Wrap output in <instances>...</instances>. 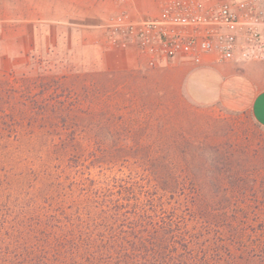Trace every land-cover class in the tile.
Wrapping results in <instances>:
<instances>
[{"label":"rangeland","instance_id":"rangeland-1","mask_svg":"<svg viewBox=\"0 0 264 264\" xmlns=\"http://www.w3.org/2000/svg\"><path fill=\"white\" fill-rule=\"evenodd\" d=\"M35 21L40 43L18 55L10 32L29 27L0 19V264L52 252L103 205L150 214L152 202L194 259L264 264V130L215 98L102 72L89 38L53 44Z\"/></svg>","mask_w":264,"mask_h":264},{"label":"crops","instance_id":"crops-1","mask_svg":"<svg viewBox=\"0 0 264 264\" xmlns=\"http://www.w3.org/2000/svg\"><path fill=\"white\" fill-rule=\"evenodd\" d=\"M168 1L171 0H119V4L117 0H0V19H18L20 26L28 25L27 31L21 27L10 32L11 49L18 55L21 50H32L40 43L34 22L42 19L50 26V43L54 44L63 37V41L76 39L79 44L89 38L95 50L94 65L98 70L144 73L167 83L173 97L215 98L228 110L246 112L252 123L264 130V62L223 63L214 55H208L198 65L176 58L149 69L135 47H108L95 40L98 31L93 29L98 28L106 17L120 11H126L133 19L154 17ZM202 1L206 4L221 3ZM119 5L124 8L116 11ZM86 28L92 31H86ZM0 31L4 34V30ZM5 40V37L0 39L1 50L6 47Z\"/></svg>","mask_w":264,"mask_h":264},{"label":"built area","instance_id":"built-area-1","mask_svg":"<svg viewBox=\"0 0 264 264\" xmlns=\"http://www.w3.org/2000/svg\"><path fill=\"white\" fill-rule=\"evenodd\" d=\"M98 29L108 47H135L149 69L176 58L198 65L208 55L223 63L264 62V0H171L154 17L120 11Z\"/></svg>","mask_w":264,"mask_h":264},{"label":"trees","instance_id":"trees-1","mask_svg":"<svg viewBox=\"0 0 264 264\" xmlns=\"http://www.w3.org/2000/svg\"><path fill=\"white\" fill-rule=\"evenodd\" d=\"M118 208L117 205H103L99 209L102 217L96 220L98 222L83 224L73 236H67L61 231L55 236L56 239L51 246L52 252H42L30 257L19 256L18 262L20 264H209L204 258L199 257L196 260L192 257L190 247L195 241L192 243L187 240V236L180 235L179 241L176 242L179 228L173 222L162 221L157 216L159 209L153 205V202L148 209L150 214H137L135 211L130 213ZM182 253L183 255L179 256Z\"/></svg>","mask_w":264,"mask_h":264}]
</instances>
